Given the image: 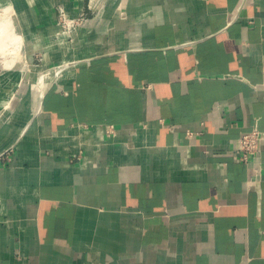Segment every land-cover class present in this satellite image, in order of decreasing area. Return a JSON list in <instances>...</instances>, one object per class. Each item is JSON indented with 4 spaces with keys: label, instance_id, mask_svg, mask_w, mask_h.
I'll return each instance as SVG.
<instances>
[{
    "label": "crops",
    "instance_id": "0c3cea01",
    "mask_svg": "<svg viewBox=\"0 0 264 264\" xmlns=\"http://www.w3.org/2000/svg\"><path fill=\"white\" fill-rule=\"evenodd\" d=\"M58 5L95 14L56 41ZM0 16V264H264V0Z\"/></svg>",
    "mask_w": 264,
    "mask_h": 264
},
{
    "label": "rangeland",
    "instance_id": "374dc122",
    "mask_svg": "<svg viewBox=\"0 0 264 264\" xmlns=\"http://www.w3.org/2000/svg\"><path fill=\"white\" fill-rule=\"evenodd\" d=\"M58 7L63 8L64 13L67 14V16L69 18L74 19L76 21V23L73 25H69V26H67L66 24H62V26L58 27L57 32L59 31V33H57V35H56V41H61L65 37L67 38V40H69V38L76 36V32L79 29V27H81L89 18L93 17L95 14V12H93V11L90 12L88 9H86L84 12H81L80 14H77L76 16H70L63 6L58 5ZM40 60H41V56H39V58L36 59L35 64L38 65L39 63H41ZM67 63H69V62H67ZM63 64H65V63H63ZM60 66H61V64L56 66L57 68L51 67L48 69V71H47L46 67H41L42 69L41 68L38 69V71H37V73L33 79L37 80L39 78V80H40L42 77L41 82L39 84H40V86H46L48 82H50L53 78L56 77L55 72H57L58 67H60ZM33 70H34V68H33Z\"/></svg>",
    "mask_w": 264,
    "mask_h": 264
},
{
    "label": "built area",
    "instance_id": "2783aa9c",
    "mask_svg": "<svg viewBox=\"0 0 264 264\" xmlns=\"http://www.w3.org/2000/svg\"><path fill=\"white\" fill-rule=\"evenodd\" d=\"M75 23L76 21L74 19L69 18L67 14L64 13L63 8L61 7L58 8L57 24L59 27L62 26V24H66L67 26H69ZM261 139H262V134L256 128H253L252 130L243 133L240 137V142H239V153H238L239 159L246 161L248 158L247 156L257 149Z\"/></svg>",
    "mask_w": 264,
    "mask_h": 264
},
{
    "label": "bare ground",
    "instance_id": "6f19581e",
    "mask_svg": "<svg viewBox=\"0 0 264 264\" xmlns=\"http://www.w3.org/2000/svg\"><path fill=\"white\" fill-rule=\"evenodd\" d=\"M90 6H91V5H90ZM5 16H6V15H5ZM5 18H6V17H1V16H0V30L2 29V21H3ZM15 41H16V42H19L20 40H18V39L15 38ZM11 45H12V44H11ZM26 62H27V61H26ZM70 63H71V62H69V63H65V64H61V66H60L59 68L62 69V68H64L65 66H68ZM23 66H24V65H23ZM59 68H58V69H59ZM28 69L31 70V72H32V70H33V68H31V66H29ZM41 69H42V68H41ZM24 70H25V69H24ZM29 70H28V71H29ZM58 72H59L58 70H57V72H55V76H57V73H58ZM38 75H39V74H38ZM48 76H49V75H48ZM41 79H42V77H41ZM41 79L39 80V78H38L37 80H34L33 78H31V82H34L36 85L40 86L39 83L41 82ZM50 80H51V79H50ZM48 81H49V80H48ZM47 84H48V83H47Z\"/></svg>",
    "mask_w": 264,
    "mask_h": 264
},
{
    "label": "water",
    "instance_id": "95a60500",
    "mask_svg": "<svg viewBox=\"0 0 264 264\" xmlns=\"http://www.w3.org/2000/svg\"><path fill=\"white\" fill-rule=\"evenodd\" d=\"M27 76H28V73H26L25 76H24V78H23V83H22V84H23V87H22L23 90H24L25 85H26V82H25V81H27V78H28ZM12 104H13V101L11 100V103H10L9 106H8V109H9V110L11 109Z\"/></svg>",
    "mask_w": 264,
    "mask_h": 264
}]
</instances>
